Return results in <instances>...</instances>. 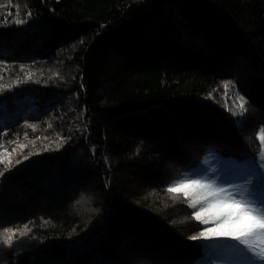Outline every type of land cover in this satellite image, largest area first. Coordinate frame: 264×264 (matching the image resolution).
<instances>
[{"label": "trees", "instance_id": "trees-1", "mask_svg": "<svg viewBox=\"0 0 264 264\" xmlns=\"http://www.w3.org/2000/svg\"><path fill=\"white\" fill-rule=\"evenodd\" d=\"M0 5V145H27L0 165V233L28 226L0 264H204L166 189L211 152L258 157L264 0Z\"/></svg>", "mask_w": 264, "mask_h": 264}, {"label": "snow or ice", "instance_id": "snow-or-ice-1", "mask_svg": "<svg viewBox=\"0 0 264 264\" xmlns=\"http://www.w3.org/2000/svg\"><path fill=\"white\" fill-rule=\"evenodd\" d=\"M15 22L19 24L24 21L17 19ZM2 79L0 77V80ZM11 87L10 84L0 83V92ZM229 87L230 84L225 83L226 95ZM237 99L238 111L233 115L242 116L247 111L244 107L245 101L240 96H237ZM257 139L260 141L258 165H253L251 161L244 164L230 162V174L211 181L199 172L190 171L173 181L166 189L173 200L183 199L193 210L190 217L185 219L198 222V226L204 225L197 234L188 239L211 241L210 244L197 247L203 246L210 250L222 264H264V126L257 133ZM11 143L16 145L11 152L0 145V148H3L0 152V165H5V170L11 166L12 154L16 153L17 149L23 151L27 147L15 141ZM24 159L28 157L25 156ZM3 174L4 172L0 171V176ZM80 202L78 200L76 203ZM27 231V225L23 229L7 228L0 233V238L4 243L11 245L17 232L24 235Z\"/></svg>", "mask_w": 264, "mask_h": 264}, {"label": "rangeland", "instance_id": "rangeland-1", "mask_svg": "<svg viewBox=\"0 0 264 264\" xmlns=\"http://www.w3.org/2000/svg\"><path fill=\"white\" fill-rule=\"evenodd\" d=\"M30 99V98H29ZM27 102H31V100H27ZM34 110V105L29 106L28 114L32 113ZM11 114H9L10 116ZM62 140V139H61ZM251 161L253 165H258L260 162L257 158H250L241 163L235 164H244ZM190 171L199 172L201 176L207 177L210 181L216 177H224L232 171L230 166V161L220 158L215 152H211L205 156V158L193 169L188 170L186 173ZM227 186V185H225ZM206 244H210L211 241H204ZM204 264H222V261L218 260L214 254L208 255V259L204 261Z\"/></svg>", "mask_w": 264, "mask_h": 264}]
</instances>
